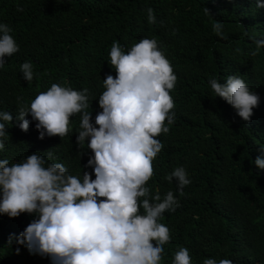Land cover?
<instances>
[{
	"label": "trees",
	"instance_id": "obj_1",
	"mask_svg": "<svg viewBox=\"0 0 264 264\" xmlns=\"http://www.w3.org/2000/svg\"><path fill=\"white\" fill-rule=\"evenodd\" d=\"M148 8L155 23L148 22ZM216 22L222 23L227 39L213 31ZM0 23L12 29L19 46L0 68V111L13 117L0 159L11 165L38 153L51 163L45 153L60 145L72 169L88 172L94 180V166H88L94 155L87 148L90 138L80 148L68 136L78 135L80 114L70 118L71 131L63 138L45 134L40 139L38 121L31 115L26 117L28 131L21 130L18 108L30 107L53 83L87 88L95 125L103 80L116 76L110 63L113 42L127 53L141 39L154 38L177 76L170 92L176 118L171 125L165 122L168 133L157 137L164 147L145 185L162 198L171 190L179 204L158 221L171 236L160 264H173L182 247L189 250L192 264L207 258L264 264V169L254 163L264 158V47L252 55L254 39H264V8L257 7V0H0ZM24 62L32 64L31 82L23 78ZM228 75L242 77L260 97L250 122L211 90L210 79L224 84ZM180 166L191 180L182 196L175 180L165 179ZM36 219L37 213L14 218L0 213V264H52L47 255L18 243Z\"/></svg>",
	"mask_w": 264,
	"mask_h": 264
},
{
	"label": "clouds",
	"instance_id": "obj_2",
	"mask_svg": "<svg viewBox=\"0 0 264 264\" xmlns=\"http://www.w3.org/2000/svg\"><path fill=\"white\" fill-rule=\"evenodd\" d=\"M257 7L264 8V3L257 0ZM17 11L23 9L18 7ZM147 12L148 22L155 23L153 9ZM222 29L220 22L213 25L215 34L227 39ZM11 32L7 24L0 23V68L6 57L19 51ZM254 42L252 55L264 47V39ZM110 63L116 76L108 74L103 80L105 90L98 101L102 111L96 115L95 125L87 88L78 91L53 83L32 100L30 107L18 108L21 130L28 131L30 121L26 117L31 115L38 121L40 139L45 134L63 138L71 131L70 118L80 114L78 135L68 136L80 148L90 138L87 148L94 155L88 166H94V180L90 173L80 175L72 169L60 145L45 153L51 163L38 153L11 165L7 159H0V213L13 218L25 212L37 213L38 219L20 234L18 243L26 244L29 252L47 255L52 264H160L163 246L171 239L169 228L158 221L164 212L175 211L178 200L171 190L163 198L158 191L151 195L145 185L154 175L152 162L164 147L157 137L168 133L165 122L171 125L176 118L170 92L177 76L154 38L141 39L127 53L113 42ZM21 72L27 82L33 80L30 62L21 65ZM209 84L215 96L250 122L260 97L242 77L228 75L224 84L212 78ZM12 120L9 112L0 111V150L7 139L6 125ZM254 163L264 169V158L257 157ZM165 179L169 183L175 180L181 196L191 184L183 166ZM173 264H192L189 250L180 248ZM203 264L233 261L207 258Z\"/></svg>",
	"mask_w": 264,
	"mask_h": 264
}]
</instances>
